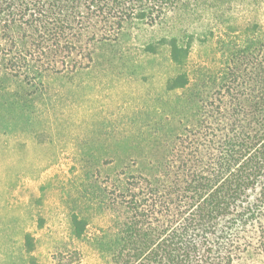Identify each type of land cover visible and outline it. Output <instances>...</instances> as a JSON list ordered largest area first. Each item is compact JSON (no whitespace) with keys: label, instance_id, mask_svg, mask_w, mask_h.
Segmentation results:
<instances>
[{"label":"trees","instance_id":"16d2710c","mask_svg":"<svg viewBox=\"0 0 264 264\" xmlns=\"http://www.w3.org/2000/svg\"><path fill=\"white\" fill-rule=\"evenodd\" d=\"M187 13L198 32L137 49L145 60L165 51L170 76L144 97L137 134L108 144L133 152L104 170L81 160L82 196L101 190L119 215L78 208L71 236L95 251L119 227L118 250L99 252L112 264H235L264 246V0H0V83L31 92L118 67L129 31Z\"/></svg>","mask_w":264,"mask_h":264},{"label":"rangeland","instance_id":"374dc122","mask_svg":"<svg viewBox=\"0 0 264 264\" xmlns=\"http://www.w3.org/2000/svg\"><path fill=\"white\" fill-rule=\"evenodd\" d=\"M201 24L196 14L187 13L171 25L133 29L126 40L132 52L116 57L118 67L104 63L71 79L50 78L43 92H31L22 82L0 83V264L113 263L99 252L108 256V249L119 248V227L95 251L71 236L70 216L78 208L86 217L107 215L111 223L119 215L102 207L101 190L93 193L92 203L82 196L91 173L80 184L81 160L104 170L107 156L133 152L124 144H108L137 134L136 112L150 102L144 97L162 89L170 76L165 51L145 60L137 49L165 36L182 39ZM235 264H264V246Z\"/></svg>","mask_w":264,"mask_h":264}]
</instances>
